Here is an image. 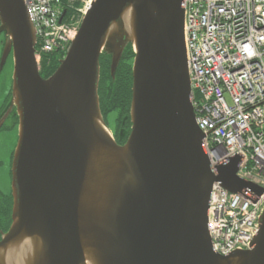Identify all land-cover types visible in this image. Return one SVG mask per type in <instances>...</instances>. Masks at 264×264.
Returning a JSON list of instances; mask_svg holds the SVG:
<instances>
[{
  "label": "water",
  "instance_id": "1",
  "mask_svg": "<svg viewBox=\"0 0 264 264\" xmlns=\"http://www.w3.org/2000/svg\"><path fill=\"white\" fill-rule=\"evenodd\" d=\"M65 14V13H64ZM184 0H93L56 72L44 79L23 0H0L19 117L10 230L0 264H264V213L252 250L214 253L212 187L263 189L237 177L240 157L210 165L196 122ZM134 49L131 132L119 145L100 105V58L116 74Z\"/></svg>",
  "mask_w": 264,
  "mask_h": 264
},
{
  "label": "built area",
  "instance_id": "2",
  "mask_svg": "<svg viewBox=\"0 0 264 264\" xmlns=\"http://www.w3.org/2000/svg\"><path fill=\"white\" fill-rule=\"evenodd\" d=\"M23 1L41 69L44 57L68 52L93 0ZM184 10L191 100L210 165L217 174L240 157L238 179L263 189L212 187V248L230 256L253 249L264 213V0H184Z\"/></svg>",
  "mask_w": 264,
  "mask_h": 264
},
{
  "label": "trees",
  "instance_id": "3",
  "mask_svg": "<svg viewBox=\"0 0 264 264\" xmlns=\"http://www.w3.org/2000/svg\"><path fill=\"white\" fill-rule=\"evenodd\" d=\"M4 35V34H3ZM1 35V36H3ZM65 55L53 54L44 57L41 62L40 73L44 79L51 77L59 68L57 63L59 58H64ZM134 49L129 46L120 62L116 78L111 74L112 58L107 54H103L100 58L101 80L99 87V97L101 111L104 119L109 122L113 120L115 138L118 142H126L131 132V102H132V87H133V63ZM12 92V91H11ZM12 93L10 94L11 100ZM2 110L0 115L4 112ZM12 198L0 194V221L6 222L11 216ZM10 223V222H9Z\"/></svg>",
  "mask_w": 264,
  "mask_h": 264
},
{
  "label": "rangeland",
  "instance_id": "4",
  "mask_svg": "<svg viewBox=\"0 0 264 264\" xmlns=\"http://www.w3.org/2000/svg\"><path fill=\"white\" fill-rule=\"evenodd\" d=\"M80 7L81 6H77ZM78 11H76L75 17H78ZM81 15V14H79ZM82 17V15H81ZM78 23V21L76 22ZM77 27V25L75 26ZM5 48V38L0 36V113L2 110L8 107L10 101V94L13 87L14 76V57L11 54L8 58L4 68L1 69V60ZM5 111V110H4ZM113 120H110L109 128L114 132ZM19 131L18 127L14 128L11 121L7 122L4 129L0 131V192L7 194L10 192L11 185L9 184V172L11 167V154L17 146V137Z\"/></svg>",
  "mask_w": 264,
  "mask_h": 264
},
{
  "label": "flooded vegetation",
  "instance_id": "5",
  "mask_svg": "<svg viewBox=\"0 0 264 264\" xmlns=\"http://www.w3.org/2000/svg\"><path fill=\"white\" fill-rule=\"evenodd\" d=\"M5 38V42H6V37L5 35H3ZM61 60H63V58H59L57 61V63L60 65ZM12 93V92H11ZM11 101H12V96H11V100L9 101L8 107L5 109V111L0 115V121L3 117V115L6 113V111H8V109L10 108L11 105ZM11 121L13 123L14 128L17 126L18 127V131H19V117L17 114V109L14 108L12 113L9 115V117L7 118L5 124L0 128V131H2L6 125L7 122ZM106 121V120H105ZM107 125L109 126V122H107ZM112 131V130H111ZM112 134L115 138V132L112 131ZM19 135V134H18ZM116 139V138H115ZM17 143H18V137H17ZM126 142L120 141L118 139V144L119 145H124ZM17 145V144H16ZM17 146H15L16 149ZM15 149L13 150L12 154H11V167H10V172H9V184L11 185V189L10 192L7 194H2L0 192V194L5 195V196H11L12 198V206H11V216L10 219L6 222H2V220L0 221V240L2 238V235L7 233L10 230V227L12 225V211H13V196H12V165H13V160H14V154H15ZM10 222V223H9Z\"/></svg>",
  "mask_w": 264,
  "mask_h": 264
}]
</instances>
